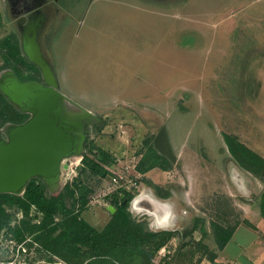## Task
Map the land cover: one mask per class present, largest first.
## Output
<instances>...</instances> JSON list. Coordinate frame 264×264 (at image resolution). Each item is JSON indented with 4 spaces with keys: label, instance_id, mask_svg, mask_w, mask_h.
<instances>
[{
    "label": "rangeland",
    "instance_id": "1",
    "mask_svg": "<svg viewBox=\"0 0 264 264\" xmlns=\"http://www.w3.org/2000/svg\"><path fill=\"white\" fill-rule=\"evenodd\" d=\"M59 2L40 47L69 99L64 106L71 112L88 109L99 119L87 127L82 153L91 156L92 146L111 158L100 177L82 170V159L76 164L82 153L69 157L72 168H63L59 184L48 192L60 190L64 180L82 179L93 189L82 217L101 229L111 214V194H103L111 175L125 170L137 176L140 158L155 146L156 136L161 148L170 146V152H159L170 165L140 171L138 191L148 190L169 212L174 208L175 217L169 225L159 216L156 223L143 218L150 230L176 234L163 246L165 255L158 249L149 264L164 258L171 264L210 261V238L202 239L207 249L196 244L200 225L211 236L213 223L232 227L259 213L263 181L234 160L225 136L236 135L264 157V0ZM0 12V38L9 32L19 37L5 0ZM2 64L0 57V73L11 69ZM18 68L27 74L25 66ZM153 185L169 195L158 196ZM34 210L28 217L36 222L41 215ZM9 211L11 223L22 218L15 207ZM24 237L25 251L15 257L19 242L0 231V264H71L44 250L32 234Z\"/></svg>",
    "mask_w": 264,
    "mask_h": 264
},
{
    "label": "trees",
    "instance_id": "2",
    "mask_svg": "<svg viewBox=\"0 0 264 264\" xmlns=\"http://www.w3.org/2000/svg\"><path fill=\"white\" fill-rule=\"evenodd\" d=\"M2 23L0 12V27ZM0 57L3 59L2 66L10 67L21 78L30 77L29 71L34 65L22 54L14 32L0 38ZM18 65L27 68L26 75L21 73ZM26 117L27 113L18 111L0 92V127L6 123L19 122ZM154 139L155 148L148 146L138 163L139 171L146 172L154 165L164 168L170 165V160L159 153L163 148L170 152L168 142L166 147L161 148L159 138L155 136ZM225 141L234 160L259 177L264 185V157L241 142L236 135L226 134ZM88 149L91 156L83 153L82 170L86 169L90 174L100 177L105 176L108 169L104 164L109 162L111 155L100 148L93 150L90 146ZM153 188L160 197L169 195L167 191L156 190V185ZM92 191V187L77 176L65 181L60 190L51 193L44 182L33 178L27 182L21 194L0 193V231L5 229L17 242L22 241L26 233L32 234L33 240L38 241L44 250L71 264L113 263L111 259L107 261L108 257L127 264H149L157 250L175 236V230L153 231L148 228L145 218L136 220L128 210L133 194L125 190L111 193L110 204L115 210L101 229L95 228L81 214ZM123 199H126L125 203H122ZM11 207L22 212V218L14 224L11 223ZM31 207L35 208L34 215H41L36 222L28 217ZM260 213L264 217V186L260 194ZM56 216L59 219L56 220ZM212 225L211 236L199 226L202 235L196 242L197 246L208 248L202 240L204 237L210 238L218 249L223 248L229 240L233 226L225 227L218 223ZM210 251V262L213 264L217 254ZM185 253L193 254V251L187 249ZM162 264L171 263L164 258Z\"/></svg>",
    "mask_w": 264,
    "mask_h": 264
},
{
    "label": "water",
    "instance_id": "3",
    "mask_svg": "<svg viewBox=\"0 0 264 264\" xmlns=\"http://www.w3.org/2000/svg\"><path fill=\"white\" fill-rule=\"evenodd\" d=\"M37 23L40 22L20 27V48L40 69L43 82L20 80L12 69L0 74V92L11 104L29 114L21 123L0 128V193L21 194L34 176H41L47 188L53 189L59 184L63 160L83 151V134L77 140L73 132V127L81 124L68 121L61 110L63 99H69L59 90L55 71L41 51L34 26ZM81 109L93 115L90 110ZM65 166L63 162L62 167ZM125 202L123 199L122 203ZM149 206L146 208L159 212L156 199ZM107 208L110 213L115 210L111 204Z\"/></svg>",
    "mask_w": 264,
    "mask_h": 264
},
{
    "label": "flooded vegetation",
    "instance_id": "4",
    "mask_svg": "<svg viewBox=\"0 0 264 264\" xmlns=\"http://www.w3.org/2000/svg\"><path fill=\"white\" fill-rule=\"evenodd\" d=\"M5 2L7 5V8H8V11L11 14L12 19L14 21L15 27L17 28L18 33H19V35H18L19 37H17L19 45H20V40H21L20 27H24L28 23L33 24L37 21L40 23L39 24L37 23V25L34 24V26H36L35 28H36V32H37V40H38V43L40 45L41 33L43 32L44 27H45L46 23L48 22V20L53 16V13L59 7V4H60L59 0H5ZM39 18H40V20H39ZM33 65H34V68L29 71L31 74L29 78H21L17 75L18 78L20 80L34 79V80H37L39 82H43L40 69L35 64H33ZM63 100L66 101V99H63ZM15 108L20 112L27 113V112L21 111L17 107H15ZM78 108L81 110V112H71L70 110H68L64 106V102H63V106H62L61 110L63 111L64 116L66 117V119L68 121H74L75 120L76 122H78V124L79 123L81 124L80 126L78 125L75 128L73 127V132L76 134L77 140H81L82 137H80L79 134H83L84 138L82 141V148H83V151H86L85 144H86L87 134L89 132L87 127L90 124H92L94 121H98L99 119L94 114L93 115L85 114L84 111L81 109V107H78ZM28 116H29V114L27 113V117L25 119H23L19 122H11V123H13V124L21 123V122L25 121L28 118ZM83 153H82V157H83ZM70 157H72V156H70ZM62 164H63V162H62ZM62 164H61V171L63 169ZM33 178L36 180H41L42 182H44L41 176H34ZM33 178H31V179H33ZM59 182H60V178H59ZM44 184H45V182H44ZM45 186H46V184H45ZM46 188H47V186H46ZM158 211H159L158 212L159 214H162L161 206L159 207Z\"/></svg>",
    "mask_w": 264,
    "mask_h": 264
},
{
    "label": "crops",
    "instance_id": "5",
    "mask_svg": "<svg viewBox=\"0 0 264 264\" xmlns=\"http://www.w3.org/2000/svg\"><path fill=\"white\" fill-rule=\"evenodd\" d=\"M166 215L162 209V214H159V217H161V220H165L162 217ZM246 217L233 226L231 237L223 248H216L215 243L211 239L206 241L212 245L211 250L217 254L213 264H264V217L260 213V208L259 213L250 215L249 219ZM241 228L243 230H239ZM174 238L175 236L165 246L169 245ZM228 245H231V248ZM204 262L211 264L210 261H203L200 264ZM180 264L187 263L182 261Z\"/></svg>",
    "mask_w": 264,
    "mask_h": 264
},
{
    "label": "built area",
    "instance_id": "6",
    "mask_svg": "<svg viewBox=\"0 0 264 264\" xmlns=\"http://www.w3.org/2000/svg\"><path fill=\"white\" fill-rule=\"evenodd\" d=\"M69 159V157L65 158L63 160V162L66 164V166L64 167V170L66 169H71L72 168V164H70V162H67ZM82 159V154L81 156L79 157L78 161L76 162V164H79L81 163ZM75 164V165H76ZM76 167V166H74ZM121 172L119 171H114V173L111 175L110 179H109V184L108 186L105 188L103 194L105 195H109L113 192H120V191H127V192H130L133 194V197L135 196H138L140 195L143 190H139V184H138V181H137V177H138V174L140 175L141 172L140 171H137V170H134L136 173H137V176L136 175H131L129 173V175L131 176H128V174L126 175V172L125 170H120ZM74 174H76L75 170H74ZM135 174V173H134ZM133 176V177H132ZM64 181H67V180H64ZM132 197V199H133ZM131 199V200H132ZM133 215V214H132ZM134 217V216H133ZM136 220H140V219H143L140 218V217H137L135 218ZM24 240V239H23ZM22 240V241H23ZM11 241V240H10ZM20 241L19 243L16 244V247H15V251H14V256L17 257L20 253H23L25 251V246L23 245V242ZM12 242V241H11ZM161 248V249H160ZM159 248V253H162L160 255H165V253H163V246ZM13 256V257H14ZM162 257V256H161ZM8 262V261H7ZM9 263H11V261H9ZM59 264V263H58ZM151 264H160L159 261H156V259L154 260V262H152Z\"/></svg>",
    "mask_w": 264,
    "mask_h": 264
},
{
    "label": "clouds",
    "instance_id": "7",
    "mask_svg": "<svg viewBox=\"0 0 264 264\" xmlns=\"http://www.w3.org/2000/svg\"><path fill=\"white\" fill-rule=\"evenodd\" d=\"M154 199L158 198L154 196H145L144 193H141L139 196L133 197V202L131 203L129 210L133 214L134 218H142L144 215H147L151 222H155L157 219V214L155 213V210L153 208L141 207L142 202H146L147 204L152 205ZM174 217L175 210L174 208H172V210L166 216L162 217V219L171 221L172 219H174Z\"/></svg>",
    "mask_w": 264,
    "mask_h": 264
},
{
    "label": "bare ground",
    "instance_id": "8",
    "mask_svg": "<svg viewBox=\"0 0 264 264\" xmlns=\"http://www.w3.org/2000/svg\"><path fill=\"white\" fill-rule=\"evenodd\" d=\"M39 3V2H38ZM37 3V4H38ZM39 20H40V18H39ZM81 137V136H80ZM234 182V181H233ZM142 193H144V195L145 196H153L150 192H148V190H146V189H143V192ZM139 196V195H138ZM157 200V199H156ZM158 201V205H160L161 207H162V209H163V211H164V214L166 215L167 214V212H169L168 211V208H167V205H166V203H164V202H162V201H160V200H157ZM159 206V207H160ZM158 209V208H157ZM156 214H157V219H159L158 218V216H159V213H157V212H155ZM155 223H156V221H155ZM169 221L167 222H163V224H166V225H169ZM156 226H159V225H156Z\"/></svg>",
    "mask_w": 264,
    "mask_h": 264
}]
</instances>
